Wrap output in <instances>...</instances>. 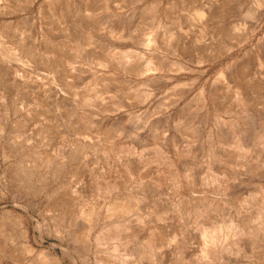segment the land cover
Segmentation results:
<instances>
[{"label": "rangeland", "instance_id": "obj_1", "mask_svg": "<svg viewBox=\"0 0 264 264\" xmlns=\"http://www.w3.org/2000/svg\"><path fill=\"white\" fill-rule=\"evenodd\" d=\"M214 1L0 0V116L2 115L0 124L4 122V130H0V264H54V261L59 259L62 264H95L92 254L86 258L79 241V236L86 230L87 223L84 222L86 220L81 218L84 222L82 224L80 223L82 220L78 217L75 223L67 225L66 218L61 215V208H58V204H66L65 201L69 197L78 198L72 199L70 203L72 207L74 204L73 213L81 203V207L86 204L92 208L86 209L85 206L78 207V210L79 208L84 212L89 210L88 212L97 216L98 220L96 219L91 237L105 230L111 221L121 224L130 222L129 225H133L131 229L135 234L131 229L125 230L126 233L123 232L120 241L115 239V242L125 243L127 240L125 244H128V248L144 253L147 250L145 249L147 242L145 243L143 238L149 233L147 226L150 225L151 230L153 224H159L154 217L157 215L155 211L158 208L159 197L161 199L169 197L173 199L172 201L184 199L183 204L187 206V213L185 210L183 215L184 218L190 217L187 224L189 228L198 220L214 222L213 219L219 218V222H229L232 219L230 216L237 208L235 202L243 201L244 203L240 202V204L245 207L260 203L258 200H262L260 196L264 193V0ZM213 8L218 9L213 10ZM15 43H20L22 46ZM6 49L9 54H6L7 51L4 53ZM19 54L23 58H19ZM135 64L141 69H146L148 65L157 68L136 74L131 71V67ZM214 91L223 93L222 101L216 100ZM222 120L227 121V126ZM223 133L226 135H222ZM221 136L225 139L223 140ZM239 136L242 138L240 139ZM167 139L171 143H168ZM102 140L107 145L104 143V146ZM106 140H109L108 143ZM186 140L188 142H185ZM119 144H124L125 148L124 145ZM128 145L138 150L129 149ZM152 145L156 148L154 149ZM162 145L164 147H160ZM158 146L162 151L167 150L166 157L172 156L171 159L175 161L183 175L182 179L187 177L185 185L188 181L189 184L185 192L190 191V195L182 197L181 187L180 191L178 190L180 194H177L175 192V187H179L177 181L173 178L169 180L167 176L165 181H161L158 185L161 186L158 196L155 193V187L158 186L154 182L156 177L162 174L158 164L150 168L154 172L153 175L150 170L147 173V176L150 175L153 180L146 176L144 178L147 181L142 184L138 182L141 173L135 174L136 177L127 176L126 183L114 176V169L118 166L117 152L120 149L123 153L128 149L130 153L144 152L151 161L155 158ZM13 147H16L15 150ZM104 148L105 154H103ZM108 148L115 149L108 150ZM100 150L103 152L101 153ZM228 152L234 154L228 157L226 155L229 154ZM235 154L240 159L234 156ZM111 156L116 157L113 160ZM23 158H28L30 163ZM102 160L107 162L104 163ZM59 161L61 164L58 163ZM22 162L26 163L22 164ZM237 163L239 170L236 167ZM58 165L60 169L57 168ZM22 175L28 180L26 181ZM105 176L109 180L105 179ZM110 180L120 183L111 181V185ZM198 181L202 182L199 184ZM25 182L30 183L31 186ZM137 182L142 186L139 184L137 186ZM182 182L185 183L183 180ZM226 183L228 189L224 188ZM220 185L224 190L222 192ZM26 189L30 190L26 191ZM148 189H152L151 192ZM103 191L106 193L109 191L108 196ZM164 191L167 192V196ZM132 192L139 196L134 195L137 197L135 202L133 194H129V197L126 194ZM201 195L205 201L229 200V203L219 207L216 213L214 211H210V215L204 213L201 218L203 213L201 205H204ZM140 197L145 200L142 198L137 200ZM128 198L129 201H126ZM124 199L128 202V207L136 204L137 207L130 208V213L122 214L120 217L112 215L113 218H107L106 209L110 208V204L114 206V203H120V200L123 202ZM130 200L135 204L132 201L131 204ZM138 216L141 221L137 219ZM58 219H61V226L58 224ZM77 225L80 228L76 227ZM57 226L60 227L59 232L54 231ZM104 227L106 228L103 229ZM170 228L165 230L167 239L173 241L172 232L174 243L181 245L184 243L183 245L187 247L193 241L190 245H194V239L186 238L183 232L185 229L174 232ZM96 230L98 231L95 232ZM175 234L180 236L176 237ZM233 238L224 236L222 242L228 244L226 246L232 245ZM132 240L137 241V244ZM254 251L257 253V248ZM243 263L249 264V259L243 257L239 264Z\"/></svg>", "mask_w": 264, "mask_h": 264}, {"label": "bare ground", "instance_id": "obj_2", "mask_svg": "<svg viewBox=\"0 0 264 264\" xmlns=\"http://www.w3.org/2000/svg\"><path fill=\"white\" fill-rule=\"evenodd\" d=\"M216 1V0H215ZM214 1V2H215ZM220 3V2H219ZM203 4V3H202ZM215 4V3H214ZM218 5V4H217ZM221 6H223V5H221ZM251 6V5H250ZM211 7V6H210ZM213 7V6H212ZM211 7V8H212ZM218 7V6H217ZM225 7V6H224ZM214 9H218V8H213V10ZM221 9V8H220ZM212 10V11H213ZM217 11H220V10H217ZM221 12V11H220ZM218 13V12H217ZM222 14V13H221ZM211 15V14H210ZM222 15H224V14H222ZM225 16V15H224ZM221 17V16H220ZM213 18V17H212ZM211 18V19H212ZM222 18V17H221ZM222 20V19H221ZM256 27V26H255ZM222 34V33H221ZM220 34V35H221ZM264 41V40H263ZM31 43V42H30ZM16 44V43H15ZM17 44H19V45H21L20 43H17ZM16 44V45H17ZM242 45V44H241ZM260 45V44H259ZM262 45H263V43H262ZM6 46H7V44H6ZM22 46V45H21ZM18 47V46H17ZM20 47V46H19ZM29 47V46H28ZM31 48H32V45L30 46ZM12 48V47H11ZM15 48H16V46H15ZM92 48V47H91ZM10 49V48H9ZM23 49V48H22ZM27 49V48H26ZM99 50V49H98ZM7 51V49L6 50H4V53ZM20 51H22V50H20ZM27 51V50H26ZM32 51V50H31ZM30 51V52H31ZM93 51V50H92ZM9 52H11V51H9ZM16 52V51H15ZM29 52V51H28ZM53 52V51H52ZM56 52V51H55ZM8 53V51L6 52V54ZM17 53V52H16ZM34 53H35V51H34ZM9 54V53H8ZM61 54V53H60ZM210 54V53H209ZM13 57H14V55L13 54H11ZM10 55V56H11ZM25 55H27V52H26V54ZM103 55V54H102ZM21 55L19 54L18 55V57L19 58H23L22 56L20 57ZM30 56V55H29ZM105 57V56H104ZM263 57V56H262ZM133 58V57H132ZM92 59V58H91ZM94 59V58H93ZM131 59V58H130ZM138 59V58H137ZM22 60V59H21ZM199 60V59H198ZM20 61V60H19ZM33 61V60H32ZM153 62V61H152ZM150 63V62H149ZM148 64V63H147ZM128 66H130V65H128ZM143 67V66H142ZM156 66H151L150 65V67H149V65L146 67V69H141L139 66H137L136 64L135 65H133L131 68V71L132 72H134V73H136V74H143V73H146L148 70H150V69H154ZM157 68V67H156ZM262 68V67H261ZM6 69V68H5ZM12 69V68H11ZM168 69V68H167ZM16 70V69H15ZM7 72H9V71H7ZM129 72V71H128ZM169 72V71H168ZM257 73H259V72H257ZM14 74V73H13ZM16 74V73H15ZM141 76V75H140ZM171 76V75H170ZM177 78V77H176ZM151 80V79H150ZM163 80H165V79H163ZM240 80V79H239ZM4 81V80H3ZM143 81V80H142ZM261 81V80H260ZM113 82V81H112ZM147 82V81H146ZM159 82V81H158ZM225 82V81H224ZM248 83V82H247ZM144 84V83H143ZM167 84V83H166ZM223 84V83H222ZM227 85V84H226ZM8 86V85H7ZM11 86V85H10ZM256 86V85H255ZM230 87V86H229ZM253 87V86H252ZM12 88H14L13 86H12ZM158 88V87H157ZM241 88V87H240ZM243 88V87H242ZM217 89V88H216ZM225 89V88H224ZM153 90H155V89H153ZM232 90V89H231ZM14 91V90H13ZM206 91V90H205ZM15 92V91H14ZM179 92V91H178ZM221 92H222V90H221ZM220 91H214V93L213 94H215V98H216V100L217 101H222V99H221V97H223V93H221ZM241 92V91H240ZM239 92V93H240ZM226 93H227V89H226ZM225 93V94H226ZM245 93V92H244ZM246 93H249V92H246ZM8 94V93H7ZM148 94V93H147ZM209 94V93H208ZM224 94V95H225ZM242 94V93H241ZM6 96V95H5ZM181 96H183V95H181ZM185 96V95H184ZM9 97V96H8ZM202 97V96H201ZM241 97V96H240ZM200 98V97H199ZM209 98V97H208ZM213 99V98H212ZM211 99V100H212ZM243 99V98H242ZM14 100V99H13ZM154 100V99H153ZM162 100V99H161ZM201 100V99H200ZM200 100H198V101H200ZM210 100V101H211ZM215 100V101H216ZM142 101V100H141ZM163 101V100H162ZM175 101V100H174ZM213 101V100H212ZM233 101V100H232ZM179 102V101H178ZM200 103H202V102H200ZM209 103V102H208ZM217 103V102H216ZM157 104H161V103H157ZM170 104V103H169ZM197 104H199V103H197ZM8 105V104H7ZM152 105V104H151ZM177 105V104H176ZM211 105V104H210ZM212 105H215V104H212ZM211 105V106H212ZM218 105H220V104H218ZM243 105V104H242ZM247 105V104H246ZM203 106V105H202ZM244 106V105H243ZM248 106V105H247ZM149 107V106H148ZM158 107V106H157ZM214 107V106H213ZM212 107V108H213ZM97 108V107H96ZM154 108V107H153ZM156 108V107H155ZM159 108V107H158ZM161 108V107H160ZM159 108V109H160ZM244 108V107H243ZM9 109V108H8ZM98 109V108H97ZM149 109V108H148ZM151 109V108H150ZM200 109V108H199ZM226 109V108H225ZM245 109V108H244ZM247 109V108H246ZM179 110V109H178ZM16 111V110H15ZM189 111V110H188ZM200 111V110H199ZM198 111V112H199ZM230 111V110H229ZM232 111V110H231ZM194 112V111H193ZM197 112V113H198ZM217 112V111H216ZM223 112H225V111H223ZM222 112V113H223ZM243 112V111H242ZM241 112V113H242ZM148 113V112H147ZM152 113V112H151ZM180 113V112H179ZM203 113V112H202ZM208 113V112H207ZM211 113V112H210ZM253 113V112H252ZM9 114H10V112H9ZM148 114H150V113H148ZM162 114V113H161ZM187 114V113H186ZM191 114V113H190ZM201 114V113H200ZM213 114V113H212ZM220 114V113H219ZM232 114V113H231ZM255 114H256V112H255ZM196 115V114H195ZM211 115V114H210ZM242 115V114H241ZM150 116V115H149ZM181 116V115H180ZM197 116V115H196ZM201 116V115H200ZM218 116V115H217ZM224 116V115H223ZM240 116V115H239ZM0 117H2V115L0 116ZM153 117V116H152ZM155 117V116H154ZM163 117V116H162ZM202 117V116H201ZM209 117V116H208ZM215 117V116H214ZM219 117V116H218ZM227 117V116H226ZM229 117V116H228ZM8 119V118H7ZM207 119V118H206ZM217 119V118H216ZM238 119V118H237ZM237 119H235V120H237ZM243 119V118H242ZM10 120V119H9ZM209 120V119H208ZM213 120V119H212ZM215 120V119H214ZM220 120H221V118H220ZM219 120V121H220ZM240 120V119H239ZM210 121V120H209ZM222 122L223 123H225L226 124V122L225 121H223L222 120ZM222 122H220V123H222ZM185 123V122H184ZM222 123V124H223ZM237 123V122H236ZM3 124H4V122L2 123V124H0V130H4L3 129ZM10 124V123H9ZM161 124V123H160ZM233 124V123H232ZM157 125V124H156ZM175 125V124H174ZM207 125V124H206ZM228 125H230L229 123H228ZM234 125V124H233ZM240 125V124H239ZM160 126V125H159ZM180 126V125H179ZM184 126V125H183ZM214 126V125H213ZM220 126H221V124H220ZM226 126H227V124H226ZM225 126V127H226ZM241 126V125H240ZM243 126V125H242ZM246 126V128L248 129V127H247V125H245ZM11 127V126H10ZM158 127V126H157ZM199 127V126H198ZM209 127H211V126H209ZM216 128H217V126H215ZM46 128V127H45ZM239 128V127H238ZM245 128V127H244ZM155 129V128H154ZM199 129V128H198ZM198 129H197V132H199L198 131ZM211 129H212V127H211ZM221 129V128H220ZM223 129H225V128H223ZM230 129H231V127H230ZM235 129V128H234ZM240 129V128H239ZM243 129V128H242ZM173 130V129H172ZM216 130V129H215ZM226 130V129H225ZM228 130H229V127H228ZM237 131H238V129H236ZM250 130V129H249ZM98 131V130H97ZM106 131V130H105ZM104 131V132H105ZM201 131V130H200ZM207 131V130H206ZM218 131V130H217ZM221 131V130H220ZM220 131H218V132H220ZM246 131V130H245ZM103 132V131H102ZM225 132V131H224ZM242 132V131H241ZM257 132V131H256ZM110 133V132H109ZM215 133V132H214ZM213 133V134H214ZM222 133V132H221ZM231 133V132H230ZM233 133V135H234V132H232ZM260 133V132H259ZM102 134H104V133H102ZM107 134V133H106ZM164 134V133H163ZM163 134H162V137H163ZM196 134V133H195ZM208 134V133H207ZM238 134V133H237ZM257 134V133H256ZM11 135V134H10ZM129 135V134H128ZM127 135V136H128ZM211 135V134H210ZM221 135V134H220ZM222 135H226V134H222ZM258 135V134H257ZM106 136V135H105ZM139 136V135H138ZM178 136V135H177ZM255 135H253V137H254ZM259 136H261V135H259ZM95 137H97V136H95ZM108 137V136H107ZM106 137V138H107ZM123 137V136H122ZM176 137V136H175ZM213 137V136H212ZM217 137V136H216ZM222 137V136H221ZM256 137V136H255ZM102 138V137H101ZM100 138V139H101ZM160 138V137H159ZM223 138V140L225 139V137H222ZM239 138H240V136H239ZM239 138H238V140H239ZM241 138H242V136H241ZM240 138V139H241ZM15 139V138H14ZM105 139V138H104ZM131 139V138H130ZM154 139V138H153ZM157 139V138H156ZM182 139V138H181ZM215 139V138H214ZM213 139V140H214ZM221 139V138H220ZM255 139V138H254ZM253 139V140H254ZM262 139V138H261ZM260 139V140H261ZM121 140V139H120ZM122 140H124V139H122ZM162 140H163V138H162ZM168 140V139H167ZM210 140V139H209ZM211 140H212V138H211ZM216 140V139H215ZM222 140V139H221ZM221 140H219V141H221ZM259 140V139H258ZM15 141H16V139H15ZM14 141V142H15ZM103 141V140H102ZM107 141V140H106ZM109 141V140H108ZM108 141H107V143H108ZM178 141V140H177ZM196 141V140H195ZM232 141H233V139H232ZM84 142V141H83ZM170 141L168 140V143H169ZM173 142H175V141H172V143ZM185 142H188L187 140L185 141ZM200 142V141H199ZM260 142V141H259ZM106 144V142H104L103 141V144ZM110 143V142H109ZM118 143V142H117ZM120 143V142H119ZM127 143V142H126ZM171 143V142H170ZM201 143V142H200ZM208 143V142H207ZM231 144H233L232 142H230ZM237 143V142H236ZM255 143V142H254ZM87 144V143H86ZM90 144V143H89ZM102 144V145H103ZM105 144H104V146H105ZM154 144H156L157 145V142L155 143V141H154ZM188 144V143H187ZM211 144H212V142H211ZM220 144V143H219ZM223 143H221V145H222ZM228 144V143H227ZM260 144V143H259ZM12 145V144H11ZM81 145V144H80ZM107 145V144H106ZM120 145V144H119ZM118 145V146H119ZM122 145H124V144H122ZM122 145H120V146H122ZM155 145V146H156ZM166 145V144H165ZM224 145V144H223ZM235 145V144H234ZM5 146V145H4ZM3 146V147H4ZM7 146H9V145H7ZM12 146H15V145H12ZM74 146V145H73ZM77 146V145H76ZM130 146V148L129 149H133L134 147L132 146V145H128V147ZM153 146V145H152ZM172 146V145H171ZM178 146H179V144H178ZM220 146V145H219ZM224 146H227V145H224ZM235 146H239V145H235ZM244 146V148H245V145H243ZM10 147V146H9ZM86 147V146H85ZM114 147V146H113ZM132 147V148H131ZM150 147V146H149ZM160 147H164L163 145L162 146H160ZM160 147L158 146L157 147V152L155 153V158H153V160H151L150 161V157H147V155H145L146 153H144V152H142V150H141V152L142 153H144V155L142 154V153H136L135 151H133V150H138V148H134L132 151V153H130V152H128V150H127V152L126 151H124V153L123 152H121V149L120 148H118V149H120V151H118L117 153V156H119V158H118V160H116V158H115V160L116 161H118V166H117V168L116 169H114L115 171L113 172L114 173V176H116V178H118V179H120L121 181L123 180V182H125V180H126V177L127 176H129V178H131L132 176H134L135 174H137V173H141L142 174V176H138V182H140L141 184L143 183V182H145V181H147V179L146 178H148L149 176H147V173L149 172V170L151 171V169L150 168H153L154 166L153 165H157V166H159V168H161V169H159V170H162V174H160L161 176L159 177V176H157L156 177V179L154 180V182H155V184L158 186V185H160V183H161V181H163L164 179H166V177L168 176V179L169 178H173V179H175V181H177V183H178V186L179 187H177L176 185V187H175V192L177 193V194H180V193H178L179 191H180V187H181V195H182V197L184 196V195H187V194H189L190 193V191L187 193V192H185L186 190V188H187V185L189 184V181H188V184L187 185H185L186 184V178L185 179H182L183 177V175L180 173V169L176 166V164H175V161L173 160V159H171L172 158V156H170L171 158H169V157H166L167 155H165V153H166V151L163 149V151H165V152H163L162 151V148L160 149ZM177 147V146H176ZM215 147V146H214ZM221 147V146H220ZM228 147V146H227ZM236 147V148H237ZM241 147H242V145H241ZM14 148V147H13ZM16 148V147H15ZM15 148H14V150H15ZM100 148V147H99ZM103 148V147H102ZM122 148V147H121ZM123 148H125V145H124V147ZM122 148V149H123ZM153 148L155 149L156 147H154L153 146ZM167 148H168V146H167ZM173 148H174V146H173ZM228 148H230V147H228ZM228 148H227V150H228ZM264 148V147H263ZM3 149H5V148H3ZM74 149V148H73ZM79 149V148H78ZM81 149H83V147L81 148ZM98 149V148H97ZM97 149H95V150H97ZM101 149V148H100ZM112 149H115V148H108V150H112ZM117 149V150H118ZM154 149H152V151L154 152ZM169 149V148H168ZM238 149V148H237ZM239 149H240V147H239ZM7 150V149H6ZM10 150V149H9ZM59 150V149H58ZM107 150V149H106ZM117 150H113V151H117ZM125 150V149H124ZM144 150V149H143ZM170 150H171V148H170ZM174 150V149H173ZM172 150V151H173ZM179 150V149H178ZM192 150V149H191ZM233 150V149H232ZM235 150V149H234ZM70 151V150H69ZM83 151V150H82ZM101 151V150H100ZM100 151H98V152H100ZM103 151H104V153L103 154H105V148L103 149ZM103 151H101V153L103 152ZM113 151H112V154H113ZM150 151V150H149ZM156 151V150H155ZM180 151V150H179ZM182 151V150H181ZM184 151H185V149H184ZM193 151V150H192ZM242 151V150H241ZM8 152V151H7ZM97 152V153H98ZM111 152V151H110ZM109 152V153H110ZM145 152H147L148 153V151H146L145 150ZM183 152V151H182ZM240 152V151H239ZM4 153H6V152H4ZM9 153V152H8ZM13 153H15L14 151H13ZM59 153V152H58ZM61 153V152H60ZM70 153H71V151H70ZM108 153V152H107ZM127 153V154H126ZM149 153H151V152H149ZM172 153V152H171ZM178 153V152H177ZM189 153V152H188ZM229 153V152H228ZM237 153H238V151H237ZM242 153H243V151H242ZM99 154V153H98ZM170 154V153H169ZM168 154V155H169ZM210 154V153H209ZM234 153H229V154H226L227 156L228 155H233ZM239 154V153H238ZM12 155V154H11ZM44 155V154H43ZM42 155V156H43ZM64 155V154H63ZM106 155H108V154H106ZM106 155H105V158H106V160H108L107 159V157H106ZM114 155H116V152H115V154ZM149 155V154H148ZM152 155V154H151ZM182 155H184V154H182ZM181 155V156H182ZM246 155V154H245ZM247 155H248V153H247ZM41 156V157H42ZM76 156V155H75ZM109 156V155H108ZM176 156V155H175ZM234 156H237V158L238 159H240L239 157H238V155H234ZM239 156H241V155H239ZM44 157V156H43ZM78 157V156H77ZM98 157V156H97ZM96 157V158H97ZM111 157H113V160H114V157H116V156H111ZM177 157V156H176ZM229 157V156H228ZM242 157V156H241ZM244 157H246V156H243L242 158H244ZM2 158V157H1ZM6 158V157H5ZM58 158V157H57ZM72 158V157H71ZM73 158H74V156H73ZM109 158H110V156H109ZM173 158H175V157H173ZM178 158V157H177ZM180 158V157H179ZM183 158H184V156H183ZM234 158V157H233ZM236 158V157H235ZM241 158V159H242ZM247 158V157H246ZM25 158H23V160H24ZM27 160H28V158H26ZM25 159V160H26ZM64 159V158H63ZM62 159V160H63ZM185 159V158H184ZM22 160V159H21ZM20 160V161H21ZM45 160V159H44ZM48 160H49V157H48ZM47 160V161H48ZM98 160V159H97ZM46 161V162H47ZM79 161H81V160H79ZM84 161V160H83ZM100 161V160H99ZM103 161V160H102ZM111 161V160H110ZM178 161V160H177ZM235 161V160H234ZM246 161V160H245ZM248 161V160H247ZM28 162H29V160H28ZM95 162V161H94ZM101 162V161H100ZM104 163L105 162H107V161H103ZM102 162V163H103ZM108 162H109V160H108ZM112 162V161H111ZM235 162H237V161H235ZM258 162V161H257ZM24 163H26V162H24ZM23 162H22V164H24ZM30 163V162H29ZM29 163H27L28 165H29ZM50 163V162H49ZM59 164H61L60 163V161L58 162ZM57 163V164H58ZM85 163V162H84ZM181 163V162H180ZM184 163V162H183ZM187 163V162H186ZM254 163V162H253ZM256 163V162H255ZM254 163V164H255ZM26 164V165H27ZM33 164V163H32ZM64 164V163H63ZM83 164V163H82ZM107 164V163H106ZM147 164V165H146ZM182 164V163H181ZM181 164H179V165H181ZM241 164V163H240ZM251 164V163H250ZM258 164V163H257ZM256 164V165H257ZM96 165H98V164H96ZM103 165V164H102ZM109 165H110V163H109ZM108 165V166H109ZM186 165V164H185ZM190 165V164H189ZM238 165V166H237ZM237 165H236V167H237V169L239 168V164L237 163ZM24 166V165H23ZM64 166H65V164H64ZM71 166V165H70ZM78 166H80V165H78ZM77 166V167H78ZM100 166V165H99ZM112 166H115L116 167V165H112ZM151 166H153V167H151ZM241 166V165H240ZM254 165H252V167H253ZM17 167V166H16ZM25 168H27V169H29V167H26V166H24ZM23 167V168H24ZM59 167V169L61 168L60 167V165H58L57 166V168ZM62 167H63V165H62ZM74 167V166H73ZM81 167H83V166H81ZM86 167V166H85ZM94 167V166H93ZM100 167H102V166H100ZM104 167V166H103ZM102 167V168H103ZM243 167H244V165H243ZM258 167V166H257ZM13 168V167H12ZM65 168V167H64ZM80 168V167H79ZM109 168V167H108ZM108 168H105L106 170L108 169ZM246 168V167H245ZM250 168V167H249ZM63 169V168H62ZM61 169V170H62ZM75 169H77V168H75ZM82 169V168H81ZM89 169V168H88ZM98 169V168H97ZM99 169H101V168H99ZM105 169H103L104 171H105ZM155 169V168H154ZM257 169V168H256ZM21 170V169H20ZM58 170V169H57ZM84 170V169H83ZM95 170V169H94ZM109 170V169H108ZM112 170V169H111ZM239 170V169H238ZM263 170V169H262ZM16 171V170H15ZM23 171H25V170H22V172ZM77 171V170H76ZM98 171V170H97ZM104 171H102L101 170V172H104ZM113 171V170H112ZM186 171V170H185ZM184 171V172H185ZM191 171V170H190ZM258 171V170H257ZM13 172H14V170H13ZM17 172H18V170H17ZM27 173H28V170L26 171ZM26 172H24V173H26ZM29 172H31V171H29ZM36 172V171H35ZM45 172V171H44ZM59 172H60V170H59ZM86 172V171H85ZM92 172H94V171H92ZM98 172H100V171H98ZM106 173H107V171H105ZM110 172V171H109ZM192 172V171H191ZM254 172V171H253ZM15 173V172H14ZM43 172H41V174H42ZM56 173V172H55ZM79 173V172H78ZM83 173V172H82ZM90 173V172H89ZM96 173V172H95ZM105 173V174H106ZM111 173V172H110ZM152 173H154V172H152L151 171V174ZM156 173H159V172H156ZM156 173H155V175H156ZM12 174V173H11ZM29 174V173H28ZM40 174V175H41ZM68 174V173H67ZM70 174V173H69ZM92 174V173H91ZM94 174V173H93ZM102 174V173H101ZM250 174V173H249ZM18 175H19V173H18ZM32 175H33V173H32ZM42 175H44V174H42ZM78 175V174H77ZM82 175H84V174H82ZM86 175V174H85ZM96 175V174H95ZM103 175V174H102ZM138 175V174H137ZM153 175V174H152ZM154 175V176H155ZM170 175H171V177H170ZM189 175V174H188ZM209 175V174H208ZM15 176H17L16 174H15ZM20 176H21V174H20ZM20 176H19V178H20ZM23 176V175H22ZM88 176V175H87ZM97 176V175H96ZM147 176V177H146ZM190 176V175H189ZM232 176H233V174H232ZM231 176V177H232ZM235 176V175H234ZM249 176V175H248ZM26 177V176H25ZM30 177V176H29ZM67 177V176H66ZM81 177V176H80ZM95 177V176H94ZM108 177H110V176H108ZM134 177H136V176H134ZM144 177H146V178H144ZM185 177V176H184ZM226 177V176H225ZM250 177V176H249ZM15 178V177H14ZM18 178V177H17ZM23 178H24V176H23ZM22 178V179H23ZM78 178V177H77ZM97 177H95V179H96ZM102 179H103V177H101ZM100 178V179H101ZM107 177L105 176V179H106ZM111 178V177H110ZM115 178V179H116ZM150 179L151 178H153V177H149ZM196 178V177H195ZM203 178V177H202ZM253 178V177H252ZM21 179V178H20ZM25 179V178H24ZM39 179V178H38ZM41 179V178H40ZM69 179V178H68ZM85 179V178H84ZM93 179V178H92ZM98 179V178H97ZM102 179L100 180V181H102ZM108 179V178H107ZM114 179V178H113ZM143 179H145V180H143ZM237 179V178H236ZM26 180V179H25ZM28 180V179H27ZM26 180V181H27ZM90 180V179H89ZM109 180V179H108ZM136 180V179H135ZM153 179H151V181H152ZM170 180V179H169ZM182 180L185 182V183H183L182 182ZM205 180V179H204ZM229 180H231V179H229ZM228 180V181H229ZM9 181V180H8ZM23 181V180H22ZM90 181H92V180H90ZM112 180H110V184L113 182V183H120L119 181L118 182H115V180H113L112 182H111ZM165 181V180H164ZM215 181V180H214ZM234 181V180H233ZM42 182V181H41ZM69 182H71L70 180H69ZM73 182V181H72ZM97 182H98V180H97ZM105 182V181H104ZM108 182V181H107ZM127 182V181H126ZM125 182V183H126ZM131 182H134V181H131ZM130 182V183H131ZM137 182V186H138V183ZM202 182V181H201ZM200 182V183H201ZM206 182H207V180H206ZM235 182V181H234ZM237 182V181H236ZM27 182H25V184H26ZM63 183V182H62ZM65 183V182H64ZM94 183H96V182H94ZM100 183H102V182H99V184ZM129 183V184H130ZM135 183V182H134ZM150 183H152V182H150ZM172 183H175V182H172ZM191 183V182H190ZM198 183H199V181H198ZM199 183V184H200ZM205 183V182H204ZM214 183V182H213ZM218 183V182H217ZM240 183V182H239ZM28 184V183H27ZM74 185H75V182L73 183ZM176 184V183H175ZM182 184H184V185H182ZM207 184V183H206ZM224 184V183H223ZM28 185H30V183L28 184ZM66 185H68V184H66ZM97 185V184H96ZM107 185V184H106ZM112 185V184H111ZM116 185V184H115ZM124 185V184H123ZM122 185V186H123ZM135 185V184H134ZM165 185V184H164ZM167 185V184H166ZM170 185V184H169ZM192 185V184H191ZM205 185V184H204ZM208 185V184H207ZM215 185V184H214ZM23 186V185H22ZM26 186V185H25ZM31 186V185H30ZM76 186V185H75ZM78 186V185H77ZM109 186V185H108ZM114 186V185H113ZM120 186H121V184H120ZM132 186V185H131ZM136 186V185H135ZM139 186H142V185H140L139 184ZM148 186H149V184H148ZM173 186H174V184H173ZM173 186H172V188H173ZM197 186H198V184H197ZM203 186V185H202ZM223 186V185H222ZM225 187V189L227 188V183L224 185ZM61 187V186H60ZM71 187V186H70ZM102 187H104L103 185H102ZM117 187V186H116ZM130 187V186H129ZM129 187H127V188H129ZM133 188H134V186H132ZM160 187L161 186H158V187H155V193L156 194H158V196H159V190H160ZM166 187V186H165ZM170 187V186H169ZM237 187V186H236ZM35 188V187H34ZM64 188V187H63ZM62 188V189H63ZM74 188V187H73ZM75 188H77V187H75ZM99 188V187H98ZM110 188V187H109ZM111 188H112V186H111ZM115 187H113V189H114ZM120 188V187H119ZM177 188V189H176ZM216 188V187H215ZM220 188H222L221 187V185H220ZM220 188H218V189H220ZM23 189V188H22ZM38 189V188H37ZM47 189V188H46ZM61 189V190H62ZM65 189V188H64ZM169 189V188H168ZM189 189V188H188ZM198 189V188H197ZM203 189V188H202ZM204 189H206V188H204ZM228 189V188H227ZM232 189V188H231ZM28 190H30V189H26V191H28ZM68 190H70V189H68ZM106 190H108V189H106ZM149 190V189H148ZM150 190H152V189H150ZM149 190V192H151ZM179 190V191H178ZM222 190H223V188L221 189V192H222ZM250 190V189H249ZM248 190V191H249ZM26 191H25V193H26ZM132 191V190H131ZM143 191V190H142ZM163 191V190H162ZM193 191V190H192ZM224 191V190H223ZM247 191V192H248ZM20 192V191H19ZM24 192V191H23ZM38 192H40V191H38ZM62 192V191H61ZM103 192H105V191H103ZM108 192L109 191H107V193L105 192L104 194H106L107 196H108ZM111 192V191H110ZM130 192V191H129ZM174 192V193H175ZM200 192V191H199ZM211 192V191H210ZM253 192H254V190H253ZM259 192V191H258ZM18 193V192H17ZM114 193V192H113ZM136 193H138V192H136ZM154 193V194H155ZM163 193H165V191L163 192ZM167 193V192H166ZM166 193H165V195H166ZM224 193V192H223ZM250 193V192H249ZM32 194V193H31ZM38 194V193H37ZM72 194V193H71ZM76 194V193H75ZM102 194V193H101ZM120 194V193H119ZM126 194H128V197H129V194L131 195V194H133V192L132 193H126ZM139 194V193H138ZM143 194H145V193H143ZM162 194V193H161ZM220 194V193H219ZM218 194V195H219ZM241 194V193H240ZM259 194H260V192H259ZM34 195V194H33ZM97 195V194H96ZM106 195H104V196H106ZM118 195V194H117ZM134 195H136V194H133V198H130V199H133V201L134 200H136V198L137 197H134ZM168 195V194H167ZM166 195V196H167ZM172 195V194H171ZM190 195V194H189ZM191 195H192V193H191ZM222 195V194H221ZM223 195H226V194H223ZM237 195V194H236ZM252 195V194H251ZM250 195V196H251ZM255 195V194H254ZM261 195V194H260ZM27 196V195H26ZM70 196V195H69ZM73 196V195H72ZM125 196V195H124ZM136 196H138V195H136ZM160 196H162V195H160ZM195 196V195H194ZM202 197H200L201 199L203 198V195H201ZM244 196V195H243ZM258 196V195H257ZM79 197V196H78ZM99 197V196H98ZM110 197V196H109ZM130 197H132V196H130ZM139 197V196H138ZM148 197V196H147ZM172 197V196H171ZM177 197H178V195H177ZM176 197V198H177ZM193 197V196H192ZM211 197V196H210ZM221 197V196H220ZM252 197V196H251ZM260 197H262V200H258V201H260V203L258 202L257 204H255L254 203V206H251V207H245L244 205H241L242 203H244L243 201H239V203H236L235 202V204L234 205H236L237 206V208H236V210H235V212H234V214L232 215V216H230V217H232V219H228L229 220V222L227 221L226 223L224 222V221H222V222H219L220 220H219V218L218 219H216L215 217H214V215H213V218H215V219H213L212 221H214V222H202V220L200 221V220H198L197 222L196 221H194V225H192V227L191 228H189V226H187V224H188V219L190 218H188V216L186 217V218H184V211L186 210V204L184 203L183 204V201H184V199H182L181 198V201H172L173 199L172 198H170L169 199V197L167 198V197H163V199H161L160 197L157 199V211H155V212H157V215H155L154 217H156V220L158 221V223L160 224H153L152 225V227H151V230H150V225L149 226H147V227H149L148 228V231H149V233L148 234H146V235H148L146 238L144 237L143 239H144V242L146 243L145 245H147L146 247H145V249L147 248V250H145L146 252L144 253V251H135V250H132V249H130V248H128V244H125L126 243V241H125V243H122V242H124V241H122V242H118V241H120L119 239L121 238V236H122V234H123V232L124 233H126L125 232V230H130L131 229V227H133V225H129V223L130 222H128V223H120V222H112L111 221V223H109V225H108V227L106 228V227H104L103 229H105V230H103V231H101V232H98L95 236H93V237H91V234H92V230H93V228H94V226L96 225V221L98 220V218H97V216L95 217L92 213H90V212H86V210H85V212H84V210H81V208H84L85 206H86V204H84V207H81V203L79 204L80 206H78V207H81V208H79L80 210H78V207L76 208V211L73 213L72 212V210H75L73 207H74V204H73V207H72V205H70V203H72V199H75V197H69V198H67V199H65V200H67V201H65L66 202V204H63V203H61V204H58V208H61V215H62V217H65L66 218V221L68 222V224L67 225H70L71 223H75V220L78 218V217H80V220H82L81 218H83V220H86V221H84V222H86L87 223V225H86V230H84V232H83V234H81V236H79V241H80V244L83 246V251H84V253H85V256H86V258H89V256L92 254L93 256H94V258H95V264H239L240 262H241V260H242V258L244 257V258H247V259H249V264H264V202H262V201H264V193L262 194V196H260ZM21 198V197H20ZM33 198V197H32ZM81 198V197H80ZM105 198H107V197H105ZM124 198V197H123ZM125 198H127V197H125ZM141 198L142 197H140V198H138L137 200H141ZM150 198V197H149ZM186 198V197H185ZM188 198V197H187ZM197 198V197H196ZM204 198H206L205 196H204ZM225 199H226V197H224ZM243 198V197H242ZM253 198V197H252ZM256 198V197H255ZM259 198V197H258ZM26 199V198H25ZM76 199H78L77 197H76ZM75 199V200H76ZM99 199V198H98ZM108 199V198H107ZM142 199H144L145 200V198H142ZM172 199V200H171ZM198 199V198H197ZM217 199V198H216ZM215 199V200H216ZM219 199V198H218ZM222 199V198H221ZM225 199H223V200H225ZM230 199V198H229ZM102 200V199H101ZM115 200V199H114ZM148 200V199H147ZM180 200V199H179ZM202 200H204V199H202ZM210 200V199H209ZM212 200H214V199H212ZM212 200H210V201H212ZM231 200V199H230ZM239 200V199H238ZM63 201V202H64ZM82 201V200H81ZM103 201V200H102ZM117 201V200H116ZM121 201V202H120ZM119 202L120 203H118L117 202V204L116 203H114L115 205L114 206H112L111 204H110V208H107L106 210H107V212H106V215H107V213H108V215H107V218H110V217H112L113 218V216H119L120 217V215H122V214H128V213H130L129 212V209L130 208H133L134 206V208H136L137 207V204L136 205H134L133 207H128V202H126V201H129V198H128V200H126L125 201V199L123 200V202H122V200H120ZM124 201L126 202V203H124ZM132 200H130V202H131ZM132 201V202H133ZM143 201V200H142ZM188 201V200H187ZM193 201V200H192ZM210 201H203L202 202V204H204V205H201L202 206V208H203V213H202V215H201V218L203 217V214L205 213H208V215H210L209 213H210V211H217L218 209H219V207H221V206H226L229 202V200L227 201V200H225V201H220V202H216V201H212L211 203H210ZM237 201V200H236ZM27 202V201H26ZM29 202V201H28ZM53 202V201H52ZM79 202V200H77L76 201V203H78ZM105 202V201H104ZM107 202V201H106ZM132 202H131V204H132ZM135 202V201H134ZM133 202V203H134ZM138 202V201H137ZM136 202V203H137ZM153 202V201H152ZM190 202V201H189ZM200 202V201H199ZM238 202V201H237ZM240 202H241V204H240ZM247 202V201H246ZM245 202V203H246ZM249 202V201H248ZM47 203V202H46ZM56 203V202H55ZM250 204H251V202H249ZM31 204V203H30ZM51 204V203H50ZM88 204H90V203H87V205ZM104 204H106V203H104ZM130 204V203H129ZM135 204V203H134ZM148 204H151V203H148ZM155 204V203H154ZM49 205V204H48ZM56 205V204H55ZM76 205V204H75ZM91 205H94V204H91ZM103 205V204H102ZM145 205V204H144ZM199 205V204H198ZM43 206V205H42ZM53 206V205H52ZM82 206H83V204H82ZM98 206V205H97ZM103 206H105V205H103ZM129 206H132V205H129ZM154 206V205H153ZM156 206V205H155ZM196 206V205H195ZM204 206V207H203ZM44 207V206H43ZM76 207V206H75ZM87 207H90V208H92L90 205L89 206H86V209H87ZM99 207V206H98ZM98 207H96L97 209H98ZM150 207V206H149ZM189 207H191V206H189ZM188 207V208H189ZM229 207V206H228ZM245 207V208H244ZM56 208V207H55ZM89 208V209H90ZM133 208V209H134ZM151 208H152V205H151ZM193 208V207H192ZM196 208V207H195ZM197 208H199V207H197ZM99 209H100V207H99ZM194 209V208H193ZM224 209V208H223ZM52 210V209H51ZM54 210V209H53ZM59 210V209H58ZM92 210V209H91ZM94 211H95V209H93ZM92 210V211H93ZM155 210V209H154ZM197 210V209H196ZM199 210V209H198ZM220 210H222V209H220ZM219 210V211H220ZM230 210V209H229ZM247 210H248V212H247ZM57 211V209L55 210V212ZM139 211H141V210H139ZM153 211V210H152ZM225 211V210H224ZM51 212V211H50ZM98 212H100V211H98ZM104 212V211H103ZM148 212V211H147ZM151 212V211H150ZM198 212V211H197ZM223 212V211H222ZM58 213H60V212H57V214ZM133 213H135V212H133ZM132 213V214H133ZM138 213V212H137ZM186 213H187V210H186ZM189 213H190V211H189ZM192 213V212H191ZM190 213V214H191ZM194 213V212H193ZM216 213V212H215ZM56 214V215H57ZM94 214H95V212H94ZM136 214V213H135ZM139 214V213H138ZM148 214V213H147ZM189 214V215H190ZM197 214V213H196ZM199 214V213H198ZM197 214V215H198ZM227 214H228V211H227ZM232 214V213H231ZM230 214V215H231ZM55 215V214H54ZM97 215V214H96ZM102 215V214H101ZM113 215V216H112ZM149 216H150V214H148ZM192 215V214H191ZM212 215V214H211ZM217 215V214H216ZM222 215V214H221ZM59 216H60V214H59ZM103 216V215H102ZM137 216V215H136ZM142 216H144V215H142ZM141 216V217H142ZM198 216H200V215H198ZM197 216V217H198ZM224 216V215H223ZM56 217V216H55ZM106 217V216H105ZM104 217V218H105ZM125 217V216H124ZM139 217V216H138ZM148 217V216H147ZM151 217V216H150ZM150 217H148V218H150ZM194 217V216H193ZM193 217L191 218L192 220H193ZM196 217V216H195ZM206 218H207V216H205ZM217 217V216H216ZM222 217V216H221ZM220 217V218H221ZM102 218V217H101ZM117 218V217H116ZM115 218V219H116ZM153 218V217H152ZM200 218V217H199ZM199 218H196V219H199ZM210 218V217H209ZM52 219V218H51ZM54 219V218H53ZM97 219V220H96ZM121 219H122V216H121ZM138 220H140L141 221V218L139 217V218H137ZM146 219V218H145ZM59 220V219H58ZM61 220V219H60ZM60 220L58 221L59 223V225L61 226V223H60ZM83 220H82V222L80 221V223H84L83 222ZM112 220V219H111ZM128 220V219H127ZM131 220V219H130ZM143 220V219H142ZM148 220V219H147ZM151 220V219H150ZM155 220V221H156ZM184 220H185V222H184ZM225 220V219H224ZM54 221H55V219H54ZM57 221V220H56ZM62 221H64V220H62ZM65 221V222H66ZM78 221H79V219H78ZM110 221V220H109ZM116 221V220H115ZM118 221V220H117ZM124 221V220H123ZM144 221V223H145V220H143ZM142 221V222H143ZM149 221V220H148ZM66 222V223H67ZM125 222V221H124ZM127 222V221H126ZM132 222V221H131ZM134 222V221H133ZM136 222V221H135ZM139 222V221H138ZM141 222V224H143ZM149 222H152V220L151 221H149ZM9 223V222H8ZM47 223V222H46ZM66 223H64V224H66ZM101 223V222H100ZM104 223V222H103ZM140 223V222H139ZM138 223V224H139ZM7 224V223H6ZM81 224V225H82ZM102 224V223H101ZM108 224V223H107ZM136 224V223H135ZM134 224V225H135ZM47 225V224H46ZM74 225V224H73ZM78 225H79V223H78ZM76 226V227H79V226ZM100 225V224H99ZM105 225V224H104ZM137 225V224H136ZM135 225V226H136ZM148 225V224H147ZM66 226V225H65ZM65 226H63V227H65ZM102 226V225H101ZM107 226V225H106ZM146 226V225H145ZM144 226V227H145ZM2 227V226H1ZM42 227V226H41ZM99 227V226H98ZM146 227V228H147ZM168 227H171L173 230L172 231H180L181 232V230L182 229H185V231H183V232H185V234H186V238H189V239H194V245H190V243L191 242H193V241H191L188 245H187V247L185 246V245H183L184 243H182V245L179 243H174L175 242V238L173 237V235H172V232H171V236H172V239H171V237H169L171 240H173V241H170L169 239H167V236H166V233H165V230L168 228ZM62 228V227H61ZM80 228V227H79ZM170 228V229H171ZM2 229V228H1ZM55 230V232H59V230H60V227L59 226H57L56 228H54ZM66 229V228H65ZM76 229V228H75ZM134 229V228H133ZM135 229H136V227H135ZM145 229V228H144ZM79 230V229H78ZM141 230V229H140ZM68 231V230H67ZM98 230H96L95 232H97ZM168 231V230H167ZM174 231V232H175ZM65 232V231H64ZM76 232H77V229H76ZM80 232V231H79ZM129 232V231H128ZM131 232H133V230L131 229ZM131 232H130V234H131ZM141 232V231H140ZM173 232V233H174ZM134 234H135V232H133ZM145 234V233H144ZM143 234V235H144ZM181 234V233H180ZM180 234H179V236H180ZM57 235V234H56ZM70 235V234H69ZM78 236V235H77ZM131 236V235H130ZM129 236V237H130ZM138 236V235H137ZM175 236H176V234H175ZM179 236H176V237H179ZM224 236H232V237H234L233 238V242H232V245H229V246H226V245H228V244H226V243H224V242H222L223 241V237ZM56 237V236H55ZM59 237V236H58ZM70 237V236H69ZM128 237V236H127ZM183 237V236H182ZM57 238V237H56ZM136 238V237H135ZM174 238V239H173ZM185 238V239H186ZM72 239V238H71ZM111 239H113V241L115 242V239H118V241L117 242H115V243H113V241L111 240ZM125 239V238H124ZM138 239V238H137ZM146 239V240H145ZM225 239V238H224ZM135 240V239H134ZM183 240V239H182ZM133 241V240H132ZM143 241V240H142ZM184 241V240H183ZM231 241V240H230ZM69 242V241H68ZM71 242V241H70ZM129 242V241H128ZM131 242V241H130ZM129 242V243H130ZM133 242H137V241H133ZM180 242H181V239H180ZM132 243V242H131ZM229 243V242H228ZM29 244V243H28ZM124 244V245H123ZM137 244V243H136ZM140 244V243H139ZM139 244H138V246H139ZM143 245H144V243H143ZM144 245V246H145ZM181 245V246H180ZM27 246V245H26ZM131 246H133L132 244H131ZM143 246V247H144ZM73 247V246H72ZM141 247H142V245H141ZM69 248H71V247H69ZM75 248H78V247H75ZM255 248H257V253H254L255 251ZM37 249V248H36ZM80 249V248H79ZM135 249V248H134ZM138 249V248H137ZM249 249V250H248ZM38 250V249H37ZM74 250H77V249H74ZM140 250V249H139ZM141 250H144V249H141ZM29 251V250H28ZM65 251H66V249H65ZM78 251V250H77ZM17 253V252H16ZM70 253H71V251H70ZM77 253V252H76ZM107 253V254H106ZM27 255V254H26ZM49 255V254H48ZM74 256V255H73ZM23 257V256H22ZM14 258V257H13ZM13 258H12V260H13ZM57 258V257H56ZM79 258V257H78ZM84 258V257H83ZM82 258V259H83ZM254 258V259H253ZM25 259V258H24ZM30 259V258H29ZM54 260V259H53ZM74 260V259H73ZM85 260V259H84ZM17 262V261H16ZM73 262V261H72ZM74 262L76 263V261L74 260ZM243 262V261H242ZM6 264V263H5ZM32 264V263H31ZM35 264V263H34ZM38 264V263H37ZM54 264H62V262L60 261V259L59 260H56V261H54ZM244 264V263H243ZM248 264V263H247Z\"/></svg>", "mask_w": 264, "mask_h": 264}]
</instances>
